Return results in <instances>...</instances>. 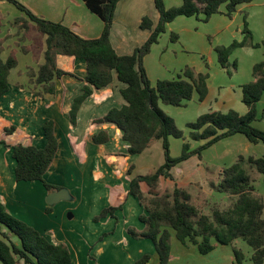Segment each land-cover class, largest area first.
Wrapping results in <instances>:
<instances>
[{
	"label": "trees",
	"instance_id": "trees-1",
	"mask_svg": "<svg viewBox=\"0 0 264 264\" xmlns=\"http://www.w3.org/2000/svg\"><path fill=\"white\" fill-rule=\"evenodd\" d=\"M0 1L13 4L25 14L27 18H18L13 25L18 34L24 33L22 41L28 37L34 38L33 48L43 51L44 62L38 66L37 72L31 70L28 74L35 95H55L56 80L69 75L58 67V56L76 57L86 62L87 76L82 94L73 102L70 112L72 124L77 125L82 105L95 90L110 86L117 77L126 86L121 90L126 104L121 108H113L96 124L115 125L122 132L123 141L128 144L127 154L130 156H140L156 143H162L165 159L162 166L135 177L132 176L135 167L128 171L131 179L128 195L144 208L139 220L145 229L138 231L129 228L128 234L132 238L151 241L160 264H170L172 261V232L184 246H196L201 255L212 253L218 245L232 247L235 257L233 264H245L247 261L244 252L235 245L238 240H242L253 250L251 264H264V200L256 193L254 186L256 176L264 175V157L240 155L232 166L219 172L217 180L209 178L211 191L227 196L225 204L213 202L204 185L199 182L185 187L177 184L173 188L166 186L167 180L175 179L172 173L174 168L193 156L202 158L203 151L222 140L243 135L252 144L264 145V131L254 126L259 119L258 103L264 96V61L254 65L253 80L241 87L242 101L248 113L244 116L234 110L228 113H205L187 124L189 140L161 106L184 108L195 95L199 102H203L209 92V74H196L187 68L177 79L159 80L153 86L145 66V58L151 53L152 47L167 32L168 25L179 17L199 19L202 16L205 23L215 15L232 18L240 6L250 4L253 0H184L181 6L171 8L166 6L164 0H154L160 15L158 24L154 26L152 20L145 17L140 27L150 31L151 36L132 55L125 56L116 52L110 40L116 9L121 0H82L104 22L102 36L89 40L63 24L37 17L19 0ZM244 24L242 41L235 40L228 47L215 49L218 62L225 70L230 67L237 70L236 62L232 66L230 64V58L236 50L259 47L253 42L246 17ZM178 39V35H171L172 42ZM17 65L15 54L4 62L0 50V100L10 90L9 76ZM14 131L15 127L6 129L5 135H11ZM45 135L48 142L42 149L24 144L9 146L2 136L0 144H5L13 151L18 183L40 182L52 192L60 189L45 180L58 151L52 121L46 123ZM171 139L183 141L179 157L171 155ZM94 141L97 144L106 143L108 136L101 132L94 137ZM191 141L203 144L192 150ZM206 170L210 175L218 171L215 166H207ZM52 209L48 207V213ZM120 210L122 207L106 208L95 218V222L115 217V213ZM151 258L147 254L136 264H148ZM21 261L26 264H73L66 245H54L34 227L10 214L0 202V262L20 264Z\"/></svg>",
	"mask_w": 264,
	"mask_h": 264
},
{
	"label": "crops",
	"instance_id": "crops-1",
	"mask_svg": "<svg viewBox=\"0 0 264 264\" xmlns=\"http://www.w3.org/2000/svg\"><path fill=\"white\" fill-rule=\"evenodd\" d=\"M19 1L37 17L63 24L84 39L100 38L104 31V22L90 11L82 0ZM183 1L165 0V3L171 8L181 6ZM145 17H149L154 26L158 24L160 15L154 0L119 2L110 36L112 46L119 55H132L149 39L151 32L140 27ZM18 18L27 17L13 4L0 1L1 58L5 62L15 54L18 61L17 67L9 76L10 90L0 100V136L9 146L24 144L42 149L48 142L45 125L48 121H52L54 134L58 140V151L45 175V180L50 185L60 188L59 190L68 189L73 199L49 206L46 198L59 190L49 192L40 182L18 183L15 177L17 163L13 158V151L5 144H0V202L6 206L10 214L34 227L54 245H66L72 255L73 264H136L147 254L152 257L148 264H160L151 241L137 240L128 234L129 228L138 231L145 229V225L139 220L144 208L135 198L128 195L131 181L128 171L131 167H135L132 175L135 177L155 171L162 166L165 162L161 155L162 143H156L140 156H130L127 154L128 144L123 141L122 132L115 125L96 124V121L105 117L110 110L121 108L126 104L121 94V90L126 86L120 83L117 77L110 86L95 90L94 94L85 101L78 113L77 125L74 126L70 112L74 99L82 94L87 76L86 62L76 57L58 56V67L69 75L56 80L55 95H45V97L35 95L28 74L31 70L37 72L38 66L44 62L43 51H36L33 48L34 38L21 40L24 33L18 34V30L13 25ZM233 18L237 19V16L234 15ZM179 19L181 17L169 24L167 31L172 32ZM233 20L231 23L234 22ZM234 37L235 40L242 41L244 35L237 31ZM241 49H247L251 59L254 57L252 48ZM148 56L145 58V66L153 86H156L159 80H174L180 76L176 78L171 74V77H168L170 66L167 64L160 68L151 67ZM255 64L252 62L251 67L253 68ZM216 69L218 79L215 82L212 78L208 79L209 92L206 99L199 102L198 96L195 95L186 107L198 106L197 118L210 111L228 113L234 110L241 116L246 115L248 108L242 101L241 88L244 83L233 79L227 80V70L218 66ZM175 73L177 71L173 72ZM242 78L248 80L247 72ZM252 80L253 78L249 82ZM161 107L166 111L164 107L169 106ZM261 118L264 119V113L259 112V119ZM12 127H15V131L6 136L5 130ZM101 132L107 134L108 141L97 144L94 137ZM236 137L237 135L227 139ZM238 141L243 145L247 143L241 139ZM190 160L192 158L173 169L175 179L167 180L166 186L173 188L177 184L185 187L196 181L195 172L191 175L192 172L187 168L185 171L188 174L186 172L176 174L179 169L192 167L188 166ZM198 169L202 168L198 166ZM222 169H218L215 175H209V178L217 180ZM206 177L205 174L203 180ZM48 207L53 208L50 213L47 211ZM109 207H122V210L117 211L115 217H107L95 222V218ZM13 240L16 241L14 237ZM171 245L170 264H233L235 262L233 249L230 246L218 245L212 253L201 255L198 250L195 252L196 246H184L178 242L174 232H172ZM20 264L26 263L21 261Z\"/></svg>",
	"mask_w": 264,
	"mask_h": 264
},
{
	"label": "rangeland",
	"instance_id": "rangeland-1",
	"mask_svg": "<svg viewBox=\"0 0 264 264\" xmlns=\"http://www.w3.org/2000/svg\"><path fill=\"white\" fill-rule=\"evenodd\" d=\"M235 16H237V19L233 17L231 19L224 15H215L208 23L202 21V16H200L199 19L181 17V19H179L180 21L175 23L174 30L172 31L173 34L178 35V41L173 43L171 41L172 32L167 31L166 34L161 37L159 44L152 47L151 53L148 56V61L152 65L151 67L160 68L162 65L167 64L170 66L168 67L166 65L170 72L167 74L168 77H171L172 74L176 78L189 68L196 74H209V78H212L213 82H215L218 79L216 66L220 69L222 68L218 63L215 49L216 47H228L231 45L232 42L235 41L234 36L237 31L243 34L245 27L244 19L246 17L248 28L253 35V42L259 45V47L252 49L248 48L254 52V57L252 59L249 57L250 54H248L247 49L236 50L230 58V64L232 66V64L236 62L237 70L230 67L226 72V78L227 80L233 79V81H242L244 84L249 83L253 78L251 63L255 62L257 64L264 61V0H253L250 5L241 6ZM231 20L234 22L231 23ZM174 71H177V73L173 74ZM246 72L248 80L242 78L243 74L246 75ZM164 108H166L167 111H165V113L176 121L178 128L182 130L185 137L188 138L189 130L187 124L197 120L198 106L191 105L188 108L169 106ZM258 110L261 114L264 113V96L261 102L258 103ZM261 119H259L254 126L264 131V119ZM238 138L245 140L247 143H244V145L241 144ZM171 142L172 157H179L181 155L183 141L173 139ZM200 145L199 142L191 141L192 150L198 149ZM161 155L162 159H164L162 149ZM240 155L262 158L264 157V145L251 144L243 135H237L235 139L222 140L203 151L202 158L197 155L193 156L189 164L187 163L188 166L192 167L179 169L176 174H178V172L185 174L186 168L192 172L191 175L195 172V182L204 185L210 199L213 202L225 204L227 202L226 195L211 191L208 183L210 174L207 173L206 167L210 166L214 168L215 166L217 169L230 167L237 161ZM198 166L202 169L199 170ZM203 169L205 172H203ZM205 174L207 177L203 180ZM254 186L256 193L264 200V175L258 174L256 176ZM236 244L246 255L247 261L245 264H251L250 258L253 254L252 248L242 240H238ZM194 248L196 249V247ZM197 250L198 249H196L195 252H197Z\"/></svg>",
	"mask_w": 264,
	"mask_h": 264
},
{
	"label": "water",
	"instance_id": "water-1",
	"mask_svg": "<svg viewBox=\"0 0 264 264\" xmlns=\"http://www.w3.org/2000/svg\"><path fill=\"white\" fill-rule=\"evenodd\" d=\"M72 199L73 198L70 195L69 190L64 188L49 194V196L46 198V202L49 206H55L62 201H71Z\"/></svg>",
	"mask_w": 264,
	"mask_h": 264
}]
</instances>
